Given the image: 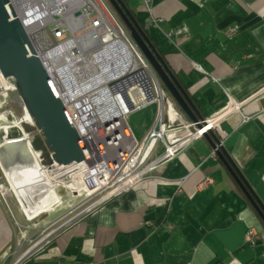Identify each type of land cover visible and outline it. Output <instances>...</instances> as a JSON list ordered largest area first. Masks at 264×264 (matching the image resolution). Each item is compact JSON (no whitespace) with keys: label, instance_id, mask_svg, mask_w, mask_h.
I'll return each mask as SVG.
<instances>
[{"label":"crops","instance_id":"crops-1","mask_svg":"<svg viewBox=\"0 0 264 264\" xmlns=\"http://www.w3.org/2000/svg\"><path fill=\"white\" fill-rule=\"evenodd\" d=\"M125 1L205 119L241 104L214 132L264 205V0H154L152 16L143 0ZM163 92L166 117L188 121ZM213 151L208 138L193 141L22 264H264V220ZM19 214L13 195L0 193V264L17 263ZM250 228L257 244L246 243Z\"/></svg>","mask_w":264,"mask_h":264},{"label":"built area","instance_id":"built-area-1","mask_svg":"<svg viewBox=\"0 0 264 264\" xmlns=\"http://www.w3.org/2000/svg\"><path fill=\"white\" fill-rule=\"evenodd\" d=\"M17 1L18 0H9L5 5L10 20L12 21L19 19L21 21L31 43V48L26 45L28 55L37 56L50 73L52 82L58 94L62 98L74 126L76 127L79 135L83 139L88 149L89 159H87L84 163L93 165L97 159L100 160V156L92 157V155H96L92 152V147L98 148L94 143L95 138L83 136V132L79 129L82 125H79L76 120H74L72 115L73 108L71 106L73 101L68 97L70 96L68 95V93H70L68 90V85L70 82L71 84L72 82H75L77 77L80 79L79 77L86 76L84 79L92 78L93 82L98 81L103 76L102 74L98 73L99 71L93 69L91 72H84L81 75H75L74 72L68 77H65L64 71L69 70L70 63L63 61H61V63L58 62L59 60H62L60 59L61 53L67 52L66 48L68 41L78 38L77 35L83 32V36L86 37L85 39H90L92 43H97L104 38L102 32L105 30V28H108L110 20H113L121 28L128 42L136 50L137 56H134L131 62L125 66V68L122 70V72H124L121 75L110 80L109 82H106L105 85L100 86V88L105 86L104 91L100 92V98L103 103L102 112H105V114H111L112 109L122 112L127 125V117L130 114L143 110L154 104L159 106L154 125L142 141H137L135 139L127 125L133 137V143L129 144L128 151L125 152L123 157H121V160L112 163L113 169L111 178L107 183L98 188L109 189L111 191L104 199L98 202L97 205L92 207L89 213L99 208L111 198L130 191L140 183L146 181L152 176L153 171L158 166L176 158L181 150H183L193 141L203 138L206 133L215 131L218 127V124L224 117L236 110H239L240 108V103L231 100V105L229 108H227V110L217 114L213 118L204 119L198 123L182 120L177 114H170V117L167 118L165 95L157 74L139 46L130 36V33H127V31L124 30L125 28L120 22V18L108 0H85L81 10L80 7H73L65 15L53 14V19L52 17H47V14L50 10V7H48L47 4L39 3L37 6H34L28 4L27 0H20L22 1V4ZM153 1L154 0H143L144 8L148 13L151 14V16L153 15ZM55 6L56 4L53 6L54 10ZM32 14L34 15L35 20L29 22V16H33ZM35 14L37 15V18L35 17ZM55 16L60 17V20H58L56 23L55 28L51 29V27L48 25L51 21H56ZM153 23L158 26V20L154 17ZM86 24L90 25L89 31L92 32H85L83 30L82 27ZM46 28H48L49 34L46 36H39V33ZM237 32L238 27H232L227 30V34L229 36H233ZM68 33H70L72 36L70 40L65 39ZM94 34L98 36V41L93 40L92 36H94ZM110 34L112 37H114L111 32ZM87 43L89 44V42ZM101 51L102 49L100 44V52ZM55 64L57 66H54ZM58 64L61 68L60 71H58L57 68ZM16 90V81L13 78L4 77L0 70V149H2L7 144L24 143L31 161L42 164V156L44 153H46L50 159H52L53 155L47 148L42 131L36 130L33 133L26 132L25 125L32 127L36 126L33 117L29 114L27 109L24 108L22 117H18L15 113L9 100L8 93ZM73 91L75 93L78 92L76 91L75 87L73 88ZM108 100H110L109 103ZM76 108L80 111L78 106H76ZM80 118H83V116H80ZM85 125H88V123L85 122ZM113 128H117V126H113ZM13 132H15V136L12 135ZM33 138L40 139L42 146L45 148L44 151L34 149L32 145ZM107 139L108 138L105 135H99L97 142L100 145V150H102V143H104ZM107 141L109 142V140ZM104 145L105 144H103V147ZM159 145L162 146L163 151L160 154L155 155ZM221 147H223V144H220L217 149L213 151V157L218 156V151ZM112 156L113 153L109 159H111ZM113 159L115 160L116 157ZM110 161L112 162L113 160ZM54 166L57 167L58 165L54 164L44 167L51 168ZM1 172H3L6 176L3 163L0 160V193L3 196H6L11 192L12 187L10 185L11 188L8 190L6 185L1 183ZM212 183L213 180L208 177L204 180L203 185ZM259 237L258 231L255 228H250L246 234V243L257 244ZM33 254L34 252L27 254L18 260L16 264H22Z\"/></svg>","mask_w":264,"mask_h":264},{"label":"bare ground","instance_id":"bare-ground-1","mask_svg":"<svg viewBox=\"0 0 264 264\" xmlns=\"http://www.w3.org/2000/svg\"><path fill=\"white\" fill-rule=\"evenodd\" d=\"M17 2L22 4L20 0ZM27 3L34 6L39 3L47 4L50 7L47 17H52L53 14L65 15L73 7H80L81 10L85 0H27ZM55 4L54 10L53 6ZM35 17L37 18L36 14ZM33 20H35L34 15L29 16V22ZM89 26L86 24L82 28L85 32H92L89 31ZM109 30L114 37H112ZM47 34H49L48 28L40 32L39 36H46ZM102 34L104 38L99 41L101 52H90L88 56H85L84 54L87 53L89 44L86 43L83 36H80L68 41L67 52L61 53L60 59L62 60L58 62L70 63L69 70H63L65 77L74 72L75 75H81L84 72H91L93 69L99 71L98 73L103 76L98 81L93 82L92 78L84 79L86 76L79 77L80 79L77 77L75 82H72V84L70 82L68 85V90L70 91L68 93L70 96L68 97L73 101L71 106L74 120L79 125H82L79 129L83 132V136L95 138L94 143L99 149L92 147V152L96 154L92 155V157L100 156V160L97 159L93 165L87 163L78 164L66 171L61 168L54 182H52L49 181L47 174L49 167H44L39 162L34 161H23L22 163L14 161V164L6 167L5 163L8 161L6 153L9 154V152L0 153V160L3 163L12 191L17 196L23 210L32 218L40 213H48L50 209L54 208V204L57 205L55 202L65 205L72 198L81 195L85 197L107 183L112 175V163L116 161L121 149L125 148L126 144L133 143V137L126 125L124 114L112 108L111 114L102 112L103 103L100 98V92L104 91L105 86L103 88H100V86L121 75L125 66L131 62L134 56H137L136 50L113 20H110L108 28H105ZM92 38L98 41V36L95 34ZM54 66L57 65L55 64ZM57 68L60 71L59 64ZM74 87L78 91L77 93L74 92L75 90L73 91ZM76 106L80 108V111ZM80 116H83V118H80ZM85 122L88 125H85ZM113 126H117V128H113ZM99 135H105L107 138L111 136L110 144L107 141L108 139L105 141L111 146L110 150L105 147L104 150H100V145L97 142ZM19 146L23 148V153L25 152L27 156L24 145ZM112 153L113 156L109 159ZM114 157H116L115 160L113 159ZM110 160L113 161L111 162Z\"/></svg>","mask_w":264,"mask_h":264},{"label":"water","instance_id":"water-1","mask_svg":"<svg viewBox=\"0 0 264 264\" xmlns=\"http://www.w3.org/2000/svg\"><path fill=\"white\" fill-rule=\"evenodd\" d=\"M8 1L0 0V70L4 77L13 78L16 81L17 90L8 93L9 100L18 117H22L24 108L33 117L36 126L25 125L27 133H33L36 130L42 131L47 148L53 155L50 159L44 153L42 164L44 166L56 164L66 171L89 159L88 149L74 126L64 102L52 82L50 73L37 56L28 55L26 45L31 48L29 36L19 19L10 20L5 7ZM108 1L122 19L132 39L152 65L161 85L163 84L178 108L181 109L183 116L196 123L204 120L205 118L195 102L180 84L176 74L168 66L164 56L157 49L126 1ZM12 135L15 136V132ZM204 137L211 140L214 150L221 144L214 131L206 133ZM19 145L21 144H7L2 148L3 153L13 151V148ZM32 145L35 150H45L39 138H33ZM218 156L264 220V205L254 193L233 158L223 147L218 151ZM26 161H31L29 156ZM12 164L14 162L11 158L6 161L5 166Z\"/></svg>","mask_w":264,"mask_h":264},{"label":"rangeland","instance_id":"rangeland-1","mask_svg":"<svg viewBox=\"0 0 264 264\" xmlns=\"http://www.w3.org/2000/svg\"><path fill=\"white\" fill-rule=\"evenodd\" d=\"M144 16V14H142ZM143 16L140 15V17L143 19ZM56 21H51L49 23V27L51 29L55 28L56 23L58 20H60V17L55 16ZM65 21V19L63 18ZM125 28L124 30L129 33L127 27L125 24L120 21ZM78 33V32H77ZM81 33V32H80ZM84 33L78 34L77 37L83 36ZM129 35V34H128ZM84 37V36H83ZM72 38L71 34L68 33L65 37L66 40H70ZM86 37H84L85 39ZM86 43L89 42L88 51L85 56H88L90 52H98L100 51V43H92L90 39H85ZM92 43V44H90ZM88 44V43H87ZM159 106L157 104H154L148 108H145L143 110L134 112L130 114L127 117V125L128 127L132 128V133L135 138H137L138 141H141V134L138 133L139 129H142L144 125L146 124V121L150 115L158 113ZM155 116V118H156ZM111 136H109V144L111 141ZM113 142V141H112ZM111 142V143H112ZM102 143V142H101ZM21 145H24V148L26 149V146L24 143H20ZM108 149L107 143H102V149L103 147ZM129 144L125 145V148L121 149L120 155L117 156V159L115 162L121 160V157L125 154V152L128 151ZM109 149H111V146L109 145ZM1 152H3V149H0ZM27 152V150H26ZM28 157L23 153V148L21 146H16L13 148V151H10L9 154L6 153V158L13 159L15 162L22 163L23 161H26ZM115 158V157H114ZM61 171V167H51L48 169V177L49 181L54 182L56 176ZM1 183L6 185V188L10 190V183L7 180L6 176L3 172H1ZM73 184V181H72ZM109 189H96L94 192L88 194L87 196H76L71 199L70 202L66 203L65 205H62L60 202H55L57 205H53L54 208L48 212V213H40L39 215L32 218L29 216L27 212H25L17 198V196L14 194V192L11 190V192L8 194V196L13 195L16 203H17V210L19 211V215L21 216V221L19 220V225H16V248H17V256L15 261L20 260L27 254L35 252L38 248H40L42 245L47 243L54 235H56L58 232L62 231L66 226H69L73 224L75 221L83 218L84 216L89 214V211L92 207L97 205L98 202H100L102 199H104L110 192ZM21 211V212H20Z\"/></svg>","mask_w":264,"mask_h":264},{"label":"trees","instance_id":"trees-1","mask_svg":"<svg viewBox=\"0 0 264 264\" xmlns=\"http://www.w3.org/2000/svg\"><path fill=\"white\" fill-rule=\"evenodd\" d=\"M127 3V2H126ZM112 6V5H111ZM113 7V6H112ZM113 9H114V7H113ZM114 11L116 12V10L114 9ZM117 13V12H116ZM117 15H118V13H117ZM136 15V14H135ZM118 17H119V15H118ZM120 18V17H119ZM121 19V18H120ZM122 20V19H121ZM139 20V19H138ZM140 22H141V20H139ZM123 22V21H122ZM162 86H163V84H162ZM163 88L166 90V92L169 94V92H168V90L163 86ZM181 110V109H180ZM188 121H191L190 119H188V118H186Z\"/></svg>","mask_w":264,"mask_h":264},{"label":"flooded vegetation","instance_id":"flooded-vegetation-1","mask_svg":"<svg viewBox=\"0 0 264 264\" xmlns=\"http://www.w3.org/2000/svg\"><path fill=\"white\" fill-rule=\"evenodd\" d=\"M110 3V2H109ZM113 8V7H112ZM117 14V13H116ZM121 20V19H120ZM122 21V20H121Z\"/></svg>","mask_w":264,"mask_h":264}]
</instances>
